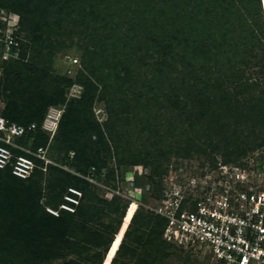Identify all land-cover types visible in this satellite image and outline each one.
I'll use <instances>...</instances> for the list:
<instances>
[{
	"label": "trees",
	"instance_id": "16d2710c",
	"mask_svg": "<svg viewBox=\"0 0 264 264\" xmlns=\"http://www.w3.org/2000/svg\"><path fill=\"white\" fill-rule=\"evenodd\" d=\"M263 3L0 0V8L20 15L21 28L26 22L34 25L32 41L39 44L35 63L27 64L23 59L7 64L2 115L23 125L35 122V132L27 133L22 141L27 144L33 139L34 149L46 146L41 122L50 105L65 102L62 82H73L65 77L45 81L48 64L61 44L54 27L61 19L55 14L76 13L83 22L88 19L91 47L84 48L87 61L77 77L84 89L79 99L69 101L60 121L65 163L84 175L95 168L94 177L99 178L100 164H104L101 154L114 151L120 159L119 172L128 165L143 163L149 177L160 176L155 185L149 183L143 188L158 201L165 175V171L158 173V168L172 155L186 158L223 146L225 162L237 164L262 141L251 128L249 116L239 115L241 106L254 99L247 97L253 84L245 83L237 74V64L245 61L237 60L262 45ZM26 47L28 51L30 47ZM232 84L237 87L231 93ZM97 99L107 106L104 129L89 112ZM254 105L261 106L258 101ZM49 172L52 195L48 206L58 209L68 189L74 187L82 192L74 212L62 209L55 216L40 204V180ZM117 180L113 179L114 184ZM91 184L52 164L47 165L46 172L37 168L27 179L13 175L11 168L0 169V264H50L59 259L61 264H87L102 258V251L95 248H107L116 229L100 220L93 225L94 216L102 218L105 206H110L121 224L125 210L117 196L112 204L89 195ZM166 224V219L154 211L135 214L118 253L123 258L137 257L136 264H165L171 256L168 246L177 247L163 238ZM138 250L142 255H137Z\"/></svg>",
	"mask_w": 264,
	"mask_h": 264
},
{
	"label": "rangeland",
	"instance_id": "374dc122",
	"mask_svg": "<svg viewBox=\"0 0 264 264\" xmlns=\"http://www.w3.org/2000/svg\"><path fill=\"white\" fill-rule=\"evenodd\" d=\"M55 7L54 11L56 12ZM262 8L263 18L261 17L260 21L261 23H264V3ZM119 13L122 14L121 11H119ZM55 17L57 19H61V21L56 23L54 26L56 32L55 38L58 39L61 44L58 46V49L55 50L52 62L48 64L49 75L46 77L45 81L48 82L54 79L57 80V78L60 77H65L72 79L73 82L69 85L62 82L61 88L65 91L66 100L64 103L53 104L47 108L45 116L41 122V127L45 121L48 123H53L54 121L57 122V126H55L54 123L52 125L48 124V126L51 125L52 131L44 132L46 136L44 141H46L47 155L51 160L50 164L62 168L73 175H77L78 177H83V172L78 170L76 166L65 163L66 150L61 142L60 121L69 101L72 99H79L83 92L84 87L78 82L77 77L83 69L84 61H87L85 58L84 48L87 45L91 47V44L89 43L91 32L90 29L87 30L88 19L83 22L76 13H73L72 16L65 13L62 16L55 14ZM21 32L23 36L30 41V48L27 51L24 63H35L36 55L39 50V44L32 41V37L34 36V25L26 22V27L21 28ZM260 36L263 35L261 34ZM261 43L262 45L260 48L257 47L253 50H249L248 54L240 56L237 60L240 61L241 59H244L245 61L242 64H237V74L239 77H242L245 83L253 84V87L247 92V97L248 99H254L251 104H247L245 107L241 106L242 110H240L239 115L249 116L251 128L262 137L260 144L256 146L253 145L255 147L254 150L242 157L238 162H236L237 164L225 162L226 153L222 148L223 146L219 150L217 149L213 151L212 149H209L208 154H192L190 157L186 158L180 156L179 154H174L169 161L163 162V166L158 168V173L160 171H165V175L162 179H166L167 176H176L177 179L186 180L190 189H196L203 183L204 179H214V177L220 173L223 165H250L253 161L264 154V108L261 107H264V36ZM236 87V84H232L229 87V91L231 93L235 92ZM4 98L5 97L2 91L0 93L1 115L3 114L2 112L5 105ZM256 101H258V104L261 106L256 107L254 105ZM89 112L90 115L98 121L104 129V122L108 117L106 103L97 99ZM240 123L241 122H239L238 125L242 128L243 125ZM203 139L206 142L210 141L208 138ZM213 139L214 142L218 141V138L213 137ZM135 145L140 147L138 142H136ZM73 155L74 154L72 153V156ZM101 155L103 157L104 164H100L99 178L95 177V180L97 181L96 183L91 182L92 184L89 187L90 190H88V194L97 197V199L103 197L104 199H107V201H111L112 204L114 203L112 200L116 196L119 197L120 200L118 201L122 209L125 210V216L122 218L121 224H118V216L116 213L112 212L113 208L110 206H105V212H103L104 214L102 213L104 215L102 218H100L98 214H95V222L93 225L97 224V221L100 220V222L112 224L116 230L115 233L112 234V241L109 243L107 248L105 246L95 248L97 251H102V258L90 260L87 264H136L137 257L132 258L127 256L126 258H123L118 253V250L122 242L125 240L127 232L131 230L130 224L133 216L135 214H144L148 211H153L152 208L156 205L155 195H152V192H143V188L149 183L155 185V179L161 178H159L160 176H158L157 173L155 177H149L147 169L143 163L128 165L129 168H127L124 172H119L120 159L114 151L110 155ZM215 157L216 160H214ZM51 179L52 174L49 172L44 174L43 178L40 180V185L42 187L40 204L45 207L47 212H49L47 210V202L52 195ZM113 179H118L115 184ZM120 179L123 180V182H120ZM115 185H118V187H116V189H119L120 192L118 194L113 193L108 189L109 187H113ZM59 192V189L55 191L56 194ZM133 205L132 214L129 219L126 220ZM116 242H118L117 245H115ZM129 242L131 241L129 240ZM168 248L171 256L166 260L165 264H207L211 260V255L205 249L199 247L177 248L170 244ZM93 252L95 251L93 250ZM142 253V250H138L137 255H142ZM186 258H189V260L186 261ZM61 263H63V260L59 259L50 264Z\"/></svg>",
	"mask_w": 264,
	"mask_h": 264
},
{
	"label": "built area",
	"instance_id": "2783aa9c",
	"mask_svg": "<svg viewBox=\"0 0 264 264\" xmlns=\"http://www.w3.org/2000/svg\"><path fill=\"white\" fill-rule=\"evenodd\" d=\"M20 21L18 13L0 8V93L7 64L27 55L30 41L21 32ZM53 123L45 121L42 129L52 131ZM36 129L35 122L23 125L0 114V169L11 168L13 175L23 179L37 168L47 171L51 163L47 147L34 149L33 139L27 144L22 141ZM94 170L83 177L96 183ZM68 190L58 209L47 207L51 214L76 210L82 192L74 187ZM152 210L167 221L163 233L167 242L179 248L205 249L212 260L207 264H264V154L250 165H223L214 179H204L196 189H190L184 179L167 176Z\"/></svg>",
	"mask_w": 264,
	"mask_h": 264
}]
</instances>
